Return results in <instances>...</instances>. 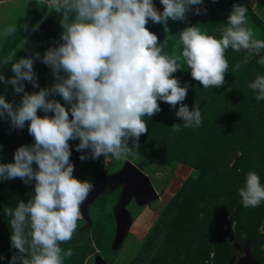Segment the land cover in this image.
<instances>
[{
	"label": "rangeland",
	"instance_id": "rangeland-1",
	"mask_svg": "<svg viewBox=\"0 0 264 264\" xmlns=\"http://www.w3.org/2000/svg\"><path fill=\"white\" fill-rule=\"evenodd\" d=\"M153 2L162 12L159 0ZM21 3L0 0L1 29L20 18L17 7ZM233 4L246 7L254 38L264 40V0H204L193 9L206 8L207 14L189 12L185 22L169 20L167 33L164 26L151 21L146 27L158 36L160 44L167 41L164 53L179 55L183 46L174 37L178 38L187 27L197 26L202 32L221 38ZM60 18L61 14L50 6L33 0L18 31L0 45V60L14 50L13 61L39 53L41 59L33 66L39 87L23 82L29 94L57 83L42 57L49 48L63 43ZM37 25L38 30L33 31ZM245 55L246 51L226 50L229 67L220 88L203 89L191 78L186 64L182 71L173 74L181 87L189 85L183 103L189 111L193 107L201 111L202 125L198 128L183 127L184 121L175 115L180 105L171 109L158 101L161 112L151 118L143 117L148 132L140 137L139 148L133 149L135 154L127 159L102 156L93 160L90 149L75 150L78 139L69 141L76 179L94 184L100 174L116 173L129 162L145 173L157 195L141 201L131 197L126 203L124 209L130 220L118 242L115 206L121 188L106 189L87 207V218L81 215L72 239L61 244L62 249L73 252L64 264H97L98 258L104 264H237L236 256L242 249L249 250L259 264H264V201L255 208H246L239 196L249 171L258 174L264 185V100L257 101L258 93L248 88L258 75L264 76V65L258 63L264 52L253 55L249 63H242ZM237 63L241 67L234 71ZM0 74L5 80L12 78L11 65L0 64ZM61 75L67 78L66 74ZM0 95L17 107L23 93L16 94L11 85L0 82ZM54 98L70 112L71 105L62 97ZM37 115L43 118L48 114L38 110ZM29 124L26 122L24 129L19 130L11 126L7 117L0 118V164L14 162V153L20 146L34 144L27 130ZM173 125H180L181 130L174 132ZM128 146H133L131 140ZM81 155L89 158L81 161ZM37 167L33 164L34 170ZM34 185V181L25 184L19 178L0 180V257H4L0 264H9L12 255L17 254L11 248V217L6 211L32 199Z\"/></svg>",
	"mask_w": 264,
	"mask_h": 264
},
{
	"label": "clouds",
	"instance_id": "clouds-1",
	"mask_svg": "<svg viewBox=\"0 0 264 264\" xmlns=\"http://www.w3.org/2000/svg\"><path fill=\"white\" fill-rule=\"evenodd\" d=\"M159 2L162 12L153 0H38L61 14L63 43L49 48L42 57V63L52 70L57 81L50 88L33 94L25 91L24 81L33 88L39 87L33 71L35 61L41 59L39 53L13 61L14 50L0 60V64L11 65L14 74L7 80L0 74V82L11 85L16 94L23 93L17 107L0 95V118L7 117L11 126L19 130L30 122L27 130L34 138V144L15 151L14 162L0 164V180L35 182L32 199L6 211L11 217V248L17 250L9 264H64L73 255L70 248L65 251L61 244L68 243L76 232L81 205L93 184L73 176L69 141L78 139L75 150L90 149L93 160L102 156L127 159L135 154L133 149L139 148L140 137L148 132L143 117L151 118L161 112L158 101L171 109L180 105L175 115L184 121L183 127L198 128L202 125L201 111L197 107L189 111L183 103L189 85L181 87L173 74L182 71L186 64L191 78L203 89L220 88L229 67L227 49L246 51L242 63H249L253 55L264 52V40L255 39L253 28L248 26V10L233 4L221 38L206 34L197 26L187 27L178 38L174 37L183 46L180 54H166L167 41L160 44L158 36L146 25L150 21L160 24L167 33L169 20L185 22L189 12L201 15L207 14V9H193L204 0ZM23 28L27 31V24ZM17 31V25L10 24L0 30V36L7 38ZM258 63L264 65V57ZM240 67L237 63L234 71ZM248 88L258 93L257 101L264 100V76L258 75ZM57 95L71 105L70 112L54 98ZM38 110L53 115L41 118ZM172 130L179 132L180 125H173ZM130 140L132 147L128 146ZM88 158L79 157L81 161ZM33 164L38 166L36 170ZM239 196L246 208H255L264 201V185L254 171L247 173Z\"/></svg>",
	"mask_w": 264,
	"mask_h": 264
},
{
	"label": "water",
	"instance_id": "water-1",
	"mask_svg": "<svg viewBox=\"0 0 264 264\" xmlns=\"http://www.w3.org/2000/svg\"><path fill=\"white\" fill-rule=\"evenodd\" d=\"M52 99V98H49ZM50 117L53 113H47ZM121 188V196L115 206V216L117 220L118 233L116 240L119 242L125 235L129 224V214L125 211L126 203L135 197L138 201L155 197L157 195L148 177L139 168L127 162L124 167L116 173L110 175L100 174L93 184V190L88 198L81 205V215L87 218V207L106 189ZM237 264H259L247 249H242V253L236 256ZM97 264H104L98 258Z\"/></svg>",
	"mask_w": 264,
	"mask_h": 264
},
{
	"label": "crops",
	"instance_id": "crops-1",
	"mask_svg": "<svg viewBox=\"0 0 264 264\" xmlns=\"http://www.w3.org/2000/svg\"><path fill=\"white\" fill-rule=\"evenodd\" d=\"M19 1L22 3L17 7V9L20 12L21 16L18 20L10 21L8 25L16 24L17 26H19L20 24H22L26 19L28 7L33 2V0H19ZM0 30L2 29L0 28ZM5 39L6 38L0 36V45L3 44Z\"/></svg>",
	"mask_w": 264,
	"mask_h": 264
}]
</instances>
